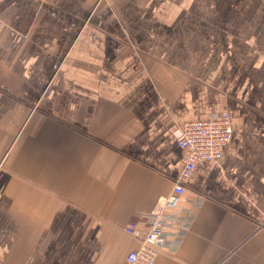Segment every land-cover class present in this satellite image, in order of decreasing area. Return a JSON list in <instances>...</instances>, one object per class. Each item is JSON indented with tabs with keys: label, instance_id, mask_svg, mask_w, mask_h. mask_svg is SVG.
<instances>
[{
	"label": "crops",
	"instance_id": "obj_1",
	"mask_svg": "<svg viewBox=\"0 0 264 264\" xmlns=\"http://www.w3.org/2000/svg\"><path fill=\"white\" fill-rule=\"evenodd\" d=\"M0 264H124L227 111L191 230L156 264H264V0H0Z\"/></svg>",
	"mask_w": 264,
	"mask_h": 264
},
{
	"label": "built area",
	"instance_id": "obj_2",
	"mask_svg": "<svg viewBox=\"0 0 264 264\" xmlns=\"http://www.w3.org/2000/svg\"><path fill=\"white\" fill-rule=\"evenodd\" d=\"M4 25L0 20V34ZM233 137L234 127L227 111L187 121L177 128L175 138L183 154L182 171L171 194L145 216L146 227L141 228L138 222H132L125 228L139 245L127 253L124 264H156L162 250H174L180 246L191 230L195 209L202 203V197L195 194L190 198V205L183 206L188 184L200 163L224 160Z\"/></svg>",
	"mask_w": 264,
	"mask_h": 264
}]
</instances>
